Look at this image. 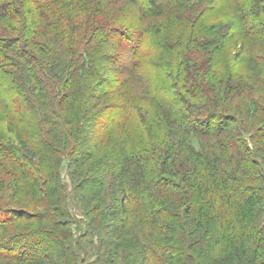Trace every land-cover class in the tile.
<instances>
[{"label":"trees","instance_id":"1","mask_svg":"<svg viewBox=\"0 0 264 264\" xmlns=\"http://www.w3.org/2000/svg\"><path fill=\"white\" fill-rule=\"evenodd\" d=\"M262 4L0 0V257L47 233L75 264V208L93 236L112 219L108 264H264ZM248 52L263 64L237 70Z\"/></svg>","mask_w":264,"mask_h":264},{"label":"rangeland","instance_id":"2","mask_svg":"<svg viewBox=\"0 0 264 264\" xmlns=\"http://www.w3.org/2000/svg\"><path fill=\"white\" fill-rule=\"evenodd\" d=\"M262 7L264 10V4H262ZM237 11H240V10L237 9ZM235 13L236 11L234 10L233 6L231 5L227 6V8H225L224 10L223 9L221 10L220 17H218L219 19L217 20L224 21L226 23H232L234 21ZM217 20L212 19L209 22L215 23ZM260 21L264 23V18H259V20H257V23L259 24ZM248 50H250V48H248ZM258 53L263 54L262 52H258ZM242 62H246V63L242 65ZM262 64H263L262 61H257L248 52V53H244L241 60L237 63V70L242 69L244 72L249 73L250 70L259 69V67H261ZM0 136L2 138L9 137V132L6 127V123L3 122V120H0ZM66 172L68 171H67V168L65 167L63 171L64 173L63 176L65 175L66 176L65 180L69 182V177H68V174H66ZM70 212H71L70 217L68 218L66 217L62 219L63 223H69L70 221H72V225H70V228L73 230V233H72L73 236L71 237V240H72V246L74 247V249H72L71 252L66 253V256L68 257V259H70L75 264H100L101 260L104 259V262L108 264L107 260H109L110 255H108L107 252H102L101 250L100 251L97 250V247L99 245V240H101V242H104L106 245L111 244L113 248L116 245L115 243H116L117 237L113 235V232L109 234L111 231L110 226H111L112 219L107 220L106 223H108L109 226L106 231H103L102 234L101 233L97 234V236L99 237L98 238L97 236H93L92 234H90L91 230L93 229L90 226L89 227L87 226L88 222H90V219H88V217L86 218L82 213H80L75 208L72 209ZM35 224L36 223H33V222L27 223L26 221H21L20 227L21 228L24 227L25 230L28 228L29 231H32L37 227ZM32 240L29 242H27L26 240H23L19 242V244H17L15 248L10 249V252L13 253L14 255H9L10 253L8 251L6 252L5 250H3L6 255L4 254L3 257H0V264H26V263H20L17 260L19 257V255H17L18 254L17 251L20 250L23 247V245H24V248H27V247H30V245H32L33 243L37 244V242L39 243V245H42L41 247L43 249L47 248V250L42 251V254L48 257V261L43 264H55L54 262H57L58 264H64V259L62 257L58 258L57 255L51 251L52 249L59 248L58 245L54 244L53 242L54 238L52 237V234H47V233L43 234L41 236V241H39V239H36L35 242ZM79 243L83 245L82 248L81 246L77 248V246L74 245V244H79ZM168 244L169 245H166V246H169L171 248L177 247L176 245H173L170 243ZM128 251L129 250H127L125 253H127ZM166 255L168 259L172 256L170 252H167ZM173 256L175 257L174 259L167 260L166 262H161V261H158L157 258H152V260L148 261L147 264H193L194 261H196V259H194L193 261L191 259L187 260L186 258L187 254L182 255L180 253V254H176ZM115 261L117 262V258H115ZM140 263L142 262L140 261L138 264ZM143 264H144V261H143ZM197 264H207V262L206 260L200 259L197 262ZM218 264H229V262L227 261V263L222 262Z\"/></svg>","mask_w":264,"mask_h":264}]
</instances>
